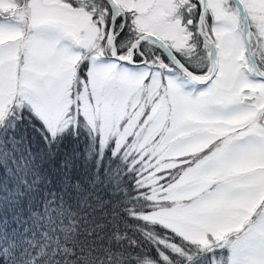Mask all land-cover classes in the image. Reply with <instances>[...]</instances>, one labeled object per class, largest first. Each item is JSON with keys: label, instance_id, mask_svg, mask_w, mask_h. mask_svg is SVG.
I'll list each match as a JSON object with an SVG mask.
<instances>
[{"label": "snow or ice", "instance_id": "1", "mask_svg": "<svg viewBox=\"0 0 264 264\" xmlns=\"http://www.w3.org/2000/svg\"><path fill=\"white\" fill-rule=\"evenodd\" d=\"M0 264H264V0H0Z\"/></svg>", "mask_w": 264, "mask_h": 264}]
</instances>
